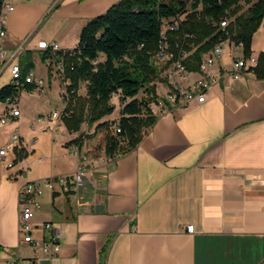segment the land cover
I'll list each match as a JSON object with an SVG mask.
<instances>
[{
    "label": "crops",
    "instance_id": "crops-1",
    "mask_svg": "<svg viewBox=\"0 0 264 264\" xmlns=\"http://www.w3.org/2000/svg\"><path fill=\"white\" fill-rule=\"evenodd\" d=\"M120 1H10L1 47L10 52L25 43L33 65L28 72L44 85L22 88L16 97L19 116L0 126V149L10 148L0 158V264H26L36 257L37 264H264V80L251 71L264 53V19L252 36L254 65L248 63L238 79L230 77L226 48L210 68L217 81L204 102L154 113L155 124L136 148L114 161L104 147L91 152L101 135L76 154L70 143L79 133L63 125L69 116L56 126L48 121L63 108L60 88L71 83L65 78L67 56L51 57L38 43L74 50L86 23ZM172 1L187 3H164ZM52 61H62V73ZM200 64L201 59L188 79H170L167 68L155 85L158 96L174 83L190 86L201 76ZM6 109L0 102V117ZM15 132L19 141L13 144ZM16 151L22 152L20 161ZM81 154L88 155V181L75 194L57 185L45 191L32 220L35 240L48 236L45 224L59 230L60 252L36 255L18 236V192L28 182L72 174Z\"/></svg>",
    "mask_w": 264,
    "mask_h": 264
},
{
    "label": "trees",
    "instance_id": "trees-1",
    "mask_svg": "<svg viewBox=\"0 0 264 264\" xmlns=\"http://www.w3.org/2000/svg\"><path fill=\"white\" fill-rule=\"evenodd\" d=\"M245 5L248 8L244 11ZM183 16L184 20L179 21ZM225 17L233 19L228 30L248 59L252 36L264 19V0H192L189 9L182 1L166 4L162 0H121L105 14L88 21L80 31L75 56L66 57L65 78L77 91L81 85L85 87V96L76 95L68 108L69 117L63 120L66 130L79 133L83 124L98 123L97 128L105 130L103 151L107 158L130 153L156 122L148 106L159 98L155 85L162 81V72L177 60L187 71H198L202 55L222 37L207 20ZM164 23L176 27V31H166L162 36ZM160 45L167 46L173 56L166 64L157 58ZM182 53L187 57L181 59ZM23 55L19 61L20 86L3 87L0 102L17 97L22 88L33 89L23 79L33 67L32 56ZM251 71L257 79L264 80V53L259 54ZM140 92L145 94L142 100L137 98ZM114 97H119L121 103L119 134L116 129L111 133V125L102 122L114 113ZM70 144L81 150L83 138L79 135ZM16 155L17 161L23 158L21 151ZM102 257H106L105 252Z\"/></svg>",
    "mask_w": 264,
    "mask_h": 264
},
{
    "label": "built area",
    "instance_id": "built-area-1",
    "mask_svg": "<svg viewBox=\"0 0 264 264\" xmlns=\"http://www.w3.org/2000/svg\"><path fill=\"white\" fill-rule=\"evenodd\" d=\"M11 0H0V80L8 73L9 80L7 85L12 87L20 86L22 80L21 68L19 65V60L21 56L25 53V43H22L13 51L7 52L1 47V40L6 36L5 30V19L6 16L13 11V7L10 3ZM219 2L221 0H218ZM185 16L181 17L179 21H183ZM208 23L213 24L220 31L222 37L215 44V46L208 52L204 54L201 58L200 73L201 76L193 81L190 86L183 87L180 84L174 83L171 85L170 91L163 97H159L157 101L152 102L148 109L152 114L162 113L171 107L186 105L190 102H197L199 104L203 103L209 90L215 85L217 79L215 75L210 71V68L220 59L226 48L229 49L231 53V71L229 76L238 79L244 74V71L248 70V63L251 65L255 64V60L252 58L245 59L243 57V51L241 44L233 40L232 33L228 30L233 19L225 17L224 20H207ZM176 27H170L164 23L162 30V36H164L166 31H176ZM38 49L47 52L51 57L59 54L63 59L66 56H75L74 50L72 51H60V48L55 43H38ZM181 59H184L187 55L182 53ZM157 58L161 63H167L173 59L171 53H169L167 46L160 45L159 51L157 53ZM58 73H62L63 63L62 61H52ZM170 72V73H169ZM167 74L170 79H173L174 75L182 79H188L191 72L187 71L181 64L180 60L174 62L171 69ZM26 84L35 85L38 88L43 89L44 82L42 79L36 80L32 72H28L23 78ZM59 95L63 108L60 111H55L50 114L48 121L53 123L55 126L66 116L69 112L67 108L71 105L73 98L77 95V92L70 84L63 85L60 88ZM7 107L6 112L0 117V126H5L9 123L11 119L17 118L19 116V110L17 109V100L15 98H7L3 101ZM43 121V118L39 119ZM116 134L120 133V129L117 128ZM11 141L13 144L18 143L19 135L17 132L13 133L11 136ZM9 147H4L0 149V158L4 159L9 151ZM76 154H78L77 146L73 148ZM118 156L111 158V161L116 160ZM88 155H79V167L75 172L69 175L61 176L55 179L43 180V181H32L26 183L18 192V209H17V228L18 236L22 242L30 245L35 254L39 253L44 257H54L60 252V244L58 242L60 238L59 230L55 229L52 224H45L43 226L44 231L47 233V237L43 240H35L31 236L32 230V220L35 215L39 212L41 205L38 201L39 198L44 194L45 191L53 192L55 186L57 185L62 192L67 194H75L77 191L88 181V174L90 172V167L88 165ZM8 169L12 168V164L7 165ZM187 232L192 234L193 227L188 226ZM36 257L30 259L26 264H37Z\"/></svg>",
    "mask_w": 264,
    "mask_h": 264
},
{
    "label": "rangeland",
    "instance_id": "rangeland-1",
    "mask_svg": "<svg viewBox=\"0 0 264 264\" xmlns=\"http://www.w3.org/2000/svg\"><path fill=\"white\" fill-rule=\"evenodd\" d=\"M164 1H163V3H164ZM187 3L189 4V0H187ZM7 78H8V75L6 74L0 80V90L7 85V82H8ZM80 89H81L80 90V94L81 95L85 94L84 88H82L80 86ZM77 96H80L78 94V92H77ZM137 98H138V100H142V99L145 98V94L143 92H140V94L138 95ZM111 104L115 107L114 113L111 116L106 117L102 122L109 123L111 125L110 126V131H111V133H113L114 130L118 128L117 125H118V121L120 119V112H121L120 98L119 97H114L111 100ZM97 126H98V123H96V124H94L92 126H88L87 124H83L82 128L80 129L79 134H78V136L81 135V137L83 138V146L82 147L85 146L86 148L88 147L89 143L96 138L95 136H99V135L102 136L100 138L99 142L97 144H94V145H96V147L93 148V150L91 151L92 153H95V155H96V153L100 152L101 147H104V136H105V130L104 129H98ZM69 145L70 144H68L67 146H69ZM90 148H92V143H91V147ZM65 154H67V152ZM63 165H64L63 168L67 167V166H65L66 164H63Z\"/></svg>",
    "mask_w": 264,
    "mask_h": 264
},
{
    "label": "water",
    "instance_id": "water-1",
    "mask_svg": "<svg viewBox=\"0 0 264 264\" xmlns=\"http://www.w3.org/2000/svg\"><path fill=\"white\" fill-rule=\"evenodd\" d=\"M18 93V92H17Z\"/></svg>",
    "mask_w": 264,
    "mask_h": 264
}]
</instances>
